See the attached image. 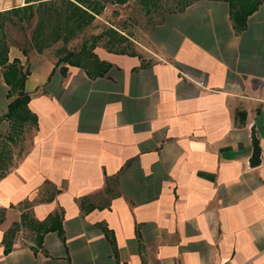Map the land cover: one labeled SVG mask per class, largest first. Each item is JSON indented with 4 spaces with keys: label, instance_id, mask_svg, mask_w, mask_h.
<instances>
[{
    "label": "crops",
    "instance_id": "0c3cea01",
    "mask_svg": "<svg viewBox=\"0 0 264 264\" xmlns=\"http://www.w3.org/2000/svg\"><path fill=\"white\" fill-rule=\"evenodd\" d=\"M163 6L148 46L79 66L6 44L0 138L31 134L0 178V264H264V0Z\"/></svg>",
    "mask_w": 264,
    "mask_h": 264
},
{
    "label": "rangeland",
    "instance_id": "374dc122",
    "mask_svg": "<svg viewBox=\"0 0 264 264\" xmlns=\"http://www.w3.org/2000/svg\"><path fill=\"white\" fill-rule=\"evenodd\" d=\"M54 1V6L60 13L50 11L47 6L42 7L41 12L44 14L43 30L40 39L37 40L38 44L45 45L41 52L48 54L58 62L63 61V57L68 51H77L82 42L87 43L88 46L95 43L112 50L136 52L142 49V46H148V31L161 16V12L153 15L145 14L142 6L136 0H130L124 5L106 3L104 10L96 15L92 23L86 26L81 33L78 32L76 36L71 37L68 41H62L61 38H55L54 29L57 25H66L65 15L67 9L60 0ZM0 20L4 22L2 29H0V38L2 37L5 44L16 45L25 52L36 50L34 47L36 43L32 38L33 31L39 21L37 13L29 18H25L22 13H13L0 16ZM112 30L125 36L127 40L117 42L120 36L114 35L111 32ZM30 130L29 128L27 132L23 133L21 138L17 137V143L7 144L11 154V161L6 166L7 170L14 165L15 160L26 150L30 140ZM1 135L5 136V134ZM18 141L20 142L18 143ZM2 142H4V139L0 138V147L3 146Z\"/></svg>",
    "mask_w": 264,
    "mask_h": 264
},
{
    "label": "trees",
    "instance_id": "16d2710c",
    "mask_svg": "<svg viewBox=\"0 0 264 264\" xmlns=\"http://www.w3.org/2000/svg\"><path fill=\"white\" fill-rule=\"evenodd\" d=\"M67 9V14L65 15V23L66 25L60 26L57 25L54 29L55 38L59 39L61 38L62 41H68L71 37L76 36V34L92 23V21L95 19L96 15H99L104 8L106 7V3L110 4H125L126 2L130 0H60ZM137 3H139L145 14L152 15L153 12L158 13L160 10L164 8L163 3L164 0H136ZM55 1L54 0H42L39 1L36 5H26L22 7L21 13L26 18H29L33 16L35 13L39 15V21L37 22V25L35 27V30L33 31V38L35 40L36 45L34 47L36 48V51L40 52L45 45L38 44L39 37L41 36L42 30H43V19L44 14L41 12L43 9L42 7L47 6V8L50 11H55L57 13H60V11L55 8L54 6ZM251 10V9H250ZM11 12L18 13V9H12ZM246 17V14L244 15V18ZM4 25V22L0 20V29H2ZM64 31L63 33H60ZM114 35H119L120 39H118L117 42H120L121 40H127L125 36L120 35L117 31L112 30L111 31ZM3 36V35H2ZM116 43V42H115ZM96 46L95 43H92L91 45H87V43L82 42L80 48L75 51H68L66 55L63 57V61L67 62L69 64L73 65H80L82 59L89 53H91V50ZM7 45L3 42L2 37L0 38V62H5L4 54L6 52ZM111 49V48H109ZM119 52H125L123 50H116ZM17 61H13L11 64L7 65L6 70V79H8L9 74H18L19 75V81L20 86L23 85V80L25 78L26 72H23L20 70V68L17 66ZM9 80V79H8ZM28 95L23 91L22 87L19 91L18 95L9 102L7 112L3 115L2 119L8 120L12 122V126L14 127V130H16L15 133L18 134L20 131V128L23 126L25 122L28 120H31L36 123V116L30 115V112L27 108V102H28ZM245 114L244 112L236 111V115L238 114ZM6 140L14 141V138L11 134L7 135ZM8 143L2 142V145L0 147V178H2L7 169V163L11 161L10 156V150L8 148ZM9 169V168H8Z\"/></svg>",
    "mask_w": 264,
    "mask_h": 264
},
{
    "label": "water",
    "instance_id": "95a60500",
    "mask_svg": "<svg viewBox=\"0 0 264 264\" xmlns=\"http://www.w3.org/2000/svg\"><path fill=\"white\" fill-rule=\"evenodd\" d=\"M250 138L252 143V156L250 159V166H255L259 163V156H260V147L258 145V139L256 137L254 126L251 125L250 127Z\"/></svg>",
    "mask_w": 264,
    "mask_h": 264
}]
</instances>
